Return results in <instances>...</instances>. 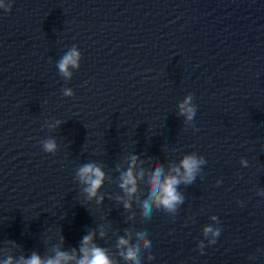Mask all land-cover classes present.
I'll return each mask as SVG.
<instances>
[{
  "label": "water",
  "instance_id": "95a60500",
  "mask_svg": "<svg viewBox=\"0 0 264 264\" xmlns=\"http://www.w3.org/2000/svg\"><path fill=\"white\" fill-rule=\"evenodd\" d=\"M186 156L183 202L157 207L154 167L179 177ZM86 236L112 264H134L128 247L139 264H264V0H0V264H78Z\"/></svg>",
  "mask_w": 264,
  "mask_h": 264
},
{
  "label": "clouds",
  "instance_id": "9594fccd",
  "mask_svg": "<svg viewBox=\"0 0 264 264\" xmlns=\"http://www.w3.org/2000/svg\"><path fill=\"white\" fill-rule=\"evenodd\" d=\"M79 53L73 51L72 53L66 55L62 61L59 63L58 67L62 73L65 75H70L68 72V66H77V57ZM71 94V93H67ZM191 97H188L184 104L181 105V113L187 115L188 120H192L195 115V109L186 106L189 104ZM56 145L54 142H47L45 144V149L49 152L55 149ZM200 161H198L194 156H186L182 161V167L184 173L178 176H167L161 179L162 169L159 165L155 166L150 177V194L155 198V204L157 207H163L168 211H175L176 206L183 202L181 195L177 192V185L183 181L185 184H190L195 179V172L199 166ZM176 173H180V168H175ZM80 179L89 185L85 191L88 192L90 196H96L98 189L102 186L104 180V172L97 166L93 164H88L79 169ZM123 183L121 187L127 192L133 193L136 191L135 184L136 180L133 176L132 171H128L122 177ZM133 185V187H129ZM142 212L145 217H150L152 213V204L145 200L142 204ZM213 230L209 227L205 229V234L212 232ZM138 236H142L143 233L138 232ZM213 235H218V232H214ZM92 237H84L83 244L85 247L81 249L84 253V258L78 261V264H112V261L108 258L106 252L99 248L93 246L91 249L86 247L91 242ZM214 242V241H213ZM120 245L124 246L128 244L127 240L121 239ZM149 241H144V247H150ZM138 247H128L126 253H122L125 259L131 260L134 264H139V259L137 257ZM57 259H49L47 261H41V259L33 255L31 259L23 261V264H61L62 260H68L65 253H58ZM6 264H11V260L6 261Z\"/></svg>",
  "mask_w": 264,
  "mask_h": 264
}]
</instances>
